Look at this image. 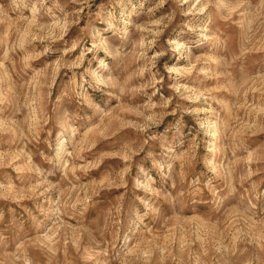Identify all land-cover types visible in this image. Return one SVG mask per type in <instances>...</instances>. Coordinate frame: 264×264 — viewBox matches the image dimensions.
Returning a JSON list of instances; mask_svg holds the SVG:
<instances>
[{
	"label": "rangeland",
	"instance_id": "1",
	"mask_svg": "<svg viewBox=\"0 0 264 264\" xmlns=\"http://www.w3.org/2000/svg\"><path fill=\"white\" fill-rule=\"evenodd\" d=\"M0 264H264V0H0Z\"/></svg>",
	"mask_w": 264,
	"mask_h": 264
}]
</instances>
